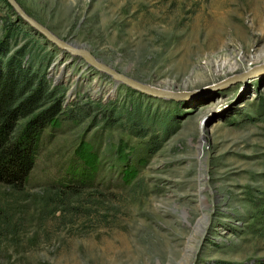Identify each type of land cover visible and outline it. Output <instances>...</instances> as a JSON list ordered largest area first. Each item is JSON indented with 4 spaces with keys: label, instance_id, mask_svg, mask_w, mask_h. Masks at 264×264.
I'll return each mask as SVG.
<instances>
[{
    "label": "rangeland",
    "instance_id": "obj_1",
    "mask_svg": "<svg viewBox=\"0 0 264 264\" xmlns=\"http://www.w3.org/2000/svg\"><path fill=\"white\" fill-rule=\"evenodd\" d=\"M17 1L63 40L180 95L117 83L0 0V45L27 44L62 111L23 192L0 184L16 210L0 264H264V0ZM59 190L66 212L50 199Z\"/></svg>",
    "mask_w": 264,
    "mask_h": 264
},
{
    "label": "trees",
    "instance_id": "obj_2",
    "mask_svg": "<svg viewBox=\"0 0 264 264\" xmlns=\"http://www.w3.org/2000/svg\"><path fill=\"white\" fill-rule=\"evenodd\" d=\"M15 34L17 37L21 35ZM26 47L24 43L9 53L11 45L8 41L0 45V184L9 185H6L8 193L10 190L23 192L35 164L41 135L51 120L62 112L61 97L56 95L58 88L52 87L46 75L39 74L30 67V62L25 61ZM28 57L30 59V55ZM51 100L55 101L54 104L44 107ZM0 193L1 237L10 229L16 210L12 212L5 193ZM55 194L50 197L51 201H55L57 207L64 205L59 207L66 212L69 200L63 198L64 191Z\"/></svg>",
    "mask_w": 264,
    "mask_h": 264
},
{
    "label": "water",
    "instance_id": "obj_3",
    "mask_svg": "<svg viewBox=\"0 0 264 264\" xmlns=\"http://www.w3.org/2000/svg\"><path fill=\"white\" fill-rule=\"evenodd\" d=\"M8 1L13 5L20 19L24 20L26 23L34 27L40 33L44 34L48 39H50L52 42L56 43L60 47L67 49L68 51L72 52L74 55L82 56L86 60L87 64L95 66L100 71L111 74L117 83L125 82L129 86L136 88L140 91L147 92L149 94L166 95V96L180 95L179 92H173L168 89H163L148 85L136 78H133L125 74L124 72L117 71L113 66L107 64L106 62L95 56L88 48L84 46L76 45L68 40H63L62 38L57 36L47 26H45L35 17L30 15L17 0H8ZM235 79H236L235 77H229L224 81H222L220 85L226 86L227 84L233 82Z\"/></svg>",
    "mask_w": 264,
    "mask_h": 264
},
{
    "label": "bare ground",
    "instance_id": "obj_4",
    "mask_svg": "<svg viewBox=\"0 0 264 264\" xmlns=\"http://www.w3.org/2000/svg\"><path fill=\"white\" fill-rule=\"evenodd\" d=\"M251 73H252V71H251ZM208 215V219L207 220H209V218H210V215L209 214H207ZM205 218V217H204ZM207 222V221H206ZM206 222H204L203 223V226H202V228H201V231H200V234L204 231V229L206 230V228H207V226H205L206 225ZM203 235H204V233H203ZM201 241V240H200ZM199 244H200V242H199ZM190 249L192 250L193 249V247L192 246H190ZM190 250V251H191Z\"/></svg>",
    "mask_w": 264,
    "mask_h": 264
}]
</instances>
